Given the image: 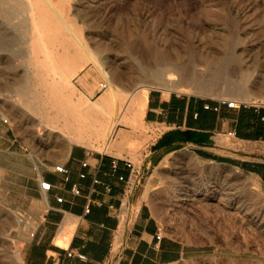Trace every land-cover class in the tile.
Returning a JSON list of instances; mask_svg holds the SVG:
<instances>
[{
	"label": "rangeland",
	"instance_id": "1",
	"mask_svg": "<svg viewBox=\"0 0 264 264\" xmlns=\"http://www.w3.org/2000/svg\"><path fill=\"white\" fill-rule=\"evenodd\" d=\"M61 10L71 23L45 30L32 26L22 30L16 25L18 18L7 23L0 14V118L21 136L67 138L65 119L78 118L110 84L119 89L122 99L134 91L146 95L161 90L264 104V0H65ZM71 34L79 39L76 48L83 45L94 59L67 84L61 72L70 58L59 55L65 47L47 37L62 40ZM221 38L228 40L227 47L201 46V41ZM191 46L204 56L224 53L247 58L248 98L228 91L222 96V86L213 96L209 90L177 87V77L139 80L150 51L183 56ZM88 72L90 87L82 91L80 78ZM195 72L202 77L206 69L199 65ZM100 84L106 88L102 90ZM55 99L61 104L56 105ZM133 127L125 130L131 135L147 131L142 123ZM121 128L117 126L114 136ZM93 145V151H110H104L102 141ZM146 172L136 194L143 195L163 235L196 252L192 259L174 264H264V190L250 175L201 165L183 150L155 155ZM22 221L0 196V264H20L15 245L28 227Z\"/></svg>",
	"mask_w": 264,
	"mask_h": 264
},
{
	"label": "crops",
	"instance_id": "2",
	"mask_svg": "<svg viewBox=\"0 0 264 264\" xmlns=\"http://www.w3.org/2000/svg\"><path fill=\"white\" fill-rule=\"evenodd\" d=\"M88 80L80 81L82 91ZM221 100L151 90L139 120L147 132L131 135L125 128L133 124L120 125L103 146L109 153L68 136L26 138L0 118L1 200L28 226L15 245L20 264H174L195 257L190 247L163 235L136 191L155 155L180 150L201 165L250 175L264 190V104L229 109ZM136 174L141 180L131 191L128 182ZM43 182L49 191L41 189Z\"/></svg>",
	"mask_w": 264,
	"mask_h": 264
},
{
	"label": "bare ground",
	"instance_id": "3",
	"mask_svg": "<svg viewBox=\"0 0 264 264\" xmlns=\"http://www.w3.org/2000/svg\"><path fill=\"white\" fill-rule=\"evenodd\" d=\"M64 1H57L59 13L56 14L54 11L55 0H0V14L7 23H12L13 18H18L16 25L22 30L27 26H32L34 30H45L55 24L71 23L63 17L61 5ZM112 32L117 37L118 31L113 30ZM116 37H113L115 41L117 40ZM47 39L51 42L59 41L66 49L63 54L59 55L70 58L68 59V64L61 72L62 79L67 84H71L70 80L75 78L94 59L91 52L83 45H80V49L76 48L79 45V39L76 35L71 34L68 37L64 35L62 40L51 36L47 37ZM212 44H215L216 48L217 46L225 48L228 46V40L221 38L216 41H201L203 48ZM1 47L3 45L0 39ZM73 48L77 50L70 53V49ZM199 65L204 66L206 69V74L202 77L197 76L195 72V68ZM247 68H249L247 58L244 59L243 56L237 54L227 56L224 53L204 56L201 51L194 50L191 46L186 49L183 56L178 53L172 56L150 51L147 64L139 70V80L142 82L151 78L154 81H162L166 78L171 80L177 77L178 80L175 85L177 87L185 86L196 87L201 90L205 89L211 91L210 95L213 96L216 95L214 93L217 87L222 86V96H227L226 92L228 91L237 98L246 99L249 94L250 79ZM88 79H91V73L89 72L83 75L80 81ZM128 97L122 99L119 89L110 84L102 96L78 118L77 116L71 120L66 118L63 129L67 131L68 137L72 142L93 147L92 142L99 143L102 141L105 148H107L117 126L131 123L136 127L140 124L139 120L146 95L144 93H135L134 91ZM131 100L132 104L130 105ZM60 102L55 99L54 103L60 105ZM136 106L137 110H135Z\"/></svg>",
	"mask_w": 264,
	"mask_h": 264
},
{
	"label": "built area",
	"instance_id": "4",
	"mask_svg": "<svg viewBox=\"0 0 264 264\" xmlns=\"http://www.w3.org/2000/svg\"><path fill=\"white\" fill-rule=\"evenodd\" d=\"M100 88L102 90H104L106 88V86L104 84H100ZM220 103H221V105H225L229 109H237L238 107H240L242 105V103H238L237 101L226 100V99H222L220 101ZM206 109H208V107H206ZM127 167L130 168L131 170L133 169V166L130 163L127 164ZM113 168L114 169L117 168L115 163L113 164ZM55 170L57 172L61 173V174H66L67 173V171L64 168H62V167H56ZM81 178H84V175H81ZM140 180L141 179L136 174L135 177L133 178L132 182H128V189L132 191L134 189V187H135V184L139 183ZM94 182L98 183L97 181H94ZM40 186H41V189L44 190V191H49L50 188H51V185L49 183H45V182L41 183ZM73 193L75 195H80V191L77 188L73 189ZM57 201L61 202L62 199H57ZM85 213L86 214L89 213V207L88 206L85 209ZM160 238H161L160 236L157 237L158 240H160ZM68 256H71V255L69 254Z\"/></svg>",
	"mask_w": 264,
	"mask_h": 264
}]
</instances>
